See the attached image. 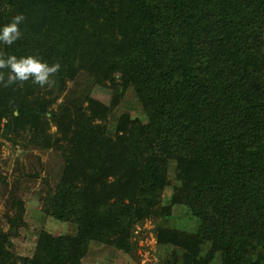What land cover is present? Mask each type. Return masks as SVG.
Returning <instances> with one entry per match:
<instances>
[{
  "label": "trees",
  "instance_id": "trees-1",
  "mask_svg": "<svg viewBox=\"0 0 264 264\" xmlns=\"http://www.w3.org/2000/svg\"><path fill=\"white\" fill-rule=\"evenodd\" d=\"M19 13L22 35L0 52L60 68L43 87L0 83V144L20 132L60 152L41 209L75 231L41 230L32 255H16L25 203L10 195L0 264H81L93 241L128 252L146 218L172 245L166 264H263L264 0H0V25ZM81 71L116 85L113 106L131 89L142 116L121 113L111 134L97 98L53 108ZM172 205L187 207L196 232L161 223Z\"/></svg>",
  "mask_w": 264,
  "mask_h": 264
},
{
  "label": "rangeland",
  "instance_id": "rangeland-1",
  "mask_svg": "<svg viewBox=\"0 0 264 264\" xmlns=\"http://www.w3.org/2000/svg\"><path fill=\"white\" fill-rule=\"evenodd\" d=\"M118 77L116 76V82ZM115 86H97L86 75L79 72L73 80L67 82L66 89L53 104L66 101L72 106L85 105V98L92 96L100 100L106 108L111 107L104 125L112 134L115 123L123 112L132 117L142 115L141 107L131 89L118 97L115 106ZM16 113V112H15ZM54 131V125L51 126ZM10 140L2 138L0 144V174L5 183L0 186V216L6 211V202L10 195L19 196L25 203V226L20 227L12 239V250L16 255H32L36 239L41 230L57 234H73L72 223L57 221L42 211V198L59 179L63 169V159L57 149H43L28 143L26 134L13 132ZM12 137V140H11ZM173 185L166 186L162 192L163 204H171ZM160 221H162L160 219ZM161 223L171 228L196 232L199 221L188 214L184 205H172L171 215ZM153 218H146L135 224L130 238L132 247L128 252L112 245L93 241L89 244L81 264H166L172 245H159L154 235ZM181 253V250H178ZM264 264V263H263Z\"/></svg>",
  "mask_w": 264,
  "mask_h": 264
},
{
  "label": "clouds",
  "instance_id": "clouds-1",
  "mask_svg": "<svg viewBox=\"0 0 264 264\" xmlns=\"http://www.w3.org/2000/svg\"><path fill=\"white\" fill-rule=\"evenodd\" d=\"M23 13L16 14L9 23L0 25V44L11 45L18 40L21 35V24L24 22ZM60 64H49L37 55H23L17 57L15 54L4 56L0 52V83L5 87L16 82L31 80L32 83L41 87L49 84L52 74L59 71ZM7 70L6 78L4 70Z\"/></svg>",
  "mask_w": 264,
  "mask_h": 264
}]
</instances>
